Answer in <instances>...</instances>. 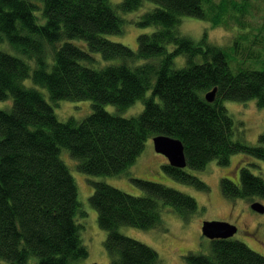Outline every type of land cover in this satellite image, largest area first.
Wrapping results in <instances>:
<instances>
[{
    "label": "trees",
    "instance_id": "obj_1",
    "mask_svg": "<svg viewBox=\"0 0 264 264\" xmlns=\"http://www.w3.org/2000/svg\"><path fill=\"white\" fill-rule=\"evenodd\" d=\"M36 1L43 4L44 23L35 15V9H41ZM142 1L120 0L114 5L111 0H0V44L20 54L0 49V102L12 98L10 108H0V257L4 264H69L88 257L81 239L84 225L76 218L81 205L77 183L60 155L63 148L80 171L93 175L128 172L147 139L158 135L180 139L186 167L193 169L202 170L211 160L228 166L230 156L242 153L238 175L233 168L221 178L223 195L251 204L254 197L264 200V178L246 163L247 156L264 160V132L257 146L235 139V122L225 106L227 100L251 99L264 105V69L240 63L233 71L229 60L233 48L249 59L255 45H264V8L261 28L255 32L247 22L252 0H151L155 7L134 24L154 26V30L138 35V51H134L106 35L123 31L126 20L117 8L130 12L140 8ZM185 16L226 29L234 21L242 30L233 47L210 43L207 32L196 41L178 31ZM75 38L85 40L86 46L73 42ZM179 55L185 56L186 65L176 69L173 63ZM117 58L122 62L101 64ZM27 79L46 87L54 102L92 100V113L82 120H60L43 93L25 84ZM215 88L210 102L205 95ZM139 99L144 110L130 118L105 108L114 104L123 110ZM185 168L168 162L164 171L201 190L210 188ZM132 180L147 194H129L104 181L92 184L91 204L100 226L108 231L109 264H158L154 248L125 236L119 227L162 226L158 200L185 219L198 204L165 184ZM210 243L211 254H188V263L264 264V255L243 241L218 238Z\"/></svg>",
    "mask_w": 264,
    "mask_h": 264
},
{
    "label": "rangeland",
    "instance_id": "obj_2",
    "mask_svg": "<svg viewBox=\"0 0 264 264\" xmlns=\"http://www.w3.org/2000/svg\"><path fill=\"white\" fill-rule=\"evenodd\" d=\"M116 5L120 0H111ZM219 1V0H216ZM39 5V1H36ZM140 8L124 12L117 8L118 14L126 20L123 25L121 33H114L106 35L109 39L128 45L134 51H138V35L144 32H151L153 27H140L134 24L138 16L155 7V2L151 0L142 1ZM41 6V5H39ZM264 0H252V7L250 15L248 16V23L256 32L261 28ZM43 4L41 9H35V15L38 16L39 21L44 23L46 18L41 17L43 13ZM43 21V22H42ZM133 21V22H132ZM178 31L193 39L200 40L204 33L208 34V41L210 43L226 46L235 44V38L242 30L239 26H235L232 21L230 29L225 27H214L210 20H203L195 17L185 16L181 20ZM248 30V29H247ZM252 31V29H251ZM254 32H251V35ZM262 41L264 43V33L262 34ZM78 45L86 46L85 40L80 38L72 39ZM64 42V41H63ZM62 42V43H63ZM172 47V46H171ZM0 49L6 50L13 54H18L8 45L0 44ZM248 52L251 51L247 49ZM230 51V66L233 71H236L240 63L248 65L251 69H264V45L254 46L252 55L247 59L241 54H237L235 48ZM256 52V53H255ZM24 57V56H22ZM120 58L107 61L102 60V65H109L113 63H121ZM184 55H179L174 59V68L179 69L186 64ZM96 66V64H94ZM31 79L25 80L27 86L34 85L45 98L50 102L57 114V117L66 121L70 117H75L76 120H82L89 116L93 110V101L90 99L81 100H59L51 99L48 89L41 85H35ZM148 96L151 90L147 92ZM159 100V98H157ZM12 105V98L5 102H0L1 109L10 108ZM225 106L228 109L229 115L234 119L235 139L244 140L249 145H259L260 135L264 132V105H259L256 99L248 101H231L227 100ZM145 107L142 99L127 108L118 109L114 104H105V108L111 112L118 113L125 117L139 115ZM54 112V113H55ZM154 142L152 138L147 139L143 152L137 158L135 163L130 167L129 171L121 175H93L86 174L80 171L77 167V161L69 154L67 148L62 149V159L69 165L71 175L74 176L80 201V213L77 221L83 224L81 228V239L88 247L89 255L84 259L73 260L69 264H109L111 255L105 248V242L108 236V231L100 226L98 220V213L91 204V194L93 193V182L104 181L109 183L129 194L146 195L147 193L134 181L133 178L150 180L165 184L175 190L182 191L196 199L198 209L190 214L188 218H183L176 213L171 206L165 205L163 200H158L161 205L163 223L162 226L152 229H140L133 226L121 225L119 231L125 236L137 239L146 245L154 248L159 254L158 264H189L187 255L189 254H211V239L205 236L202 232V224L204 221H226L238 227L237 233L233 236L234 239L243 241L254 251L264 255V213H260L252 209L250 201L243 198L229 199L223 195L221 189V178L227 176L228 171L233 168L237 169L240 162L244 159V154L236 153L230 156V163L228 166L220 165L216 160H211L207 167L202 170L186 167L185 170L192 175L199 177L207 183L210 188L208 190H201L198 187L178 181L164 171V166L168 164L166 156L154 150ZM248 167L250 170L264 178V160L255 156H247ZM245 164V162H243ZM152 172V173H148ZM239 171V167H238ZM148 173V174H147ZM255 201L264 203V200L259 197ZM35 261L34 258L31 262ZM7 263L0 257V264Z\"/></svg>",
    "mask_w": 264,
    "mask_h": 264
},
{
    "label": "water",
    "instance_id": "obj_3",
    "mask_svg": "<svg viewBox=\"0 0 264 264\" xmlns=\"http://www.w3.org/2000/svg\"><path fill=\"white\" fill-rule=\"evenodd\" d=\"M216 88L206 93L205 98L212 102L215 99ZM154 142V150L163 154L169 160V163L175 167L185 168L187 166L184 145L180 139H176L166 135H158L152 138ZM252 209L257 212L264 213V204L260 201L252 203ZM238 227L226 221H204L202 225V233L210 239L231 238L237 233Z\"/></svg>",
    "mask_w": 264,
    "mask_h": 264
},
{
    "label": "crops",
    "instance_id": "obj_4",
    "mask_svg": "<svg viewBox=\"0 0 264 264\" xmlns=\"http://www.w3.org/2000/svg\"><path fill=\"white\" fill-rule=\"evenodd\" d=\"M239 166H240V164H239ZM234 173L236 174V175H238V168L237 169H235V171H234ZM255 202V201H254ZM264 204V203H263ZM252 207V206H251ZM232 224V223H231ZM203 225V224H202ZM231 238H233V237H231ZM210 239V238H209ZM218 239V238H217Z\"/></svg>",
    "mask_w": 264,
    "mask_h": 264
}]
</instances>
